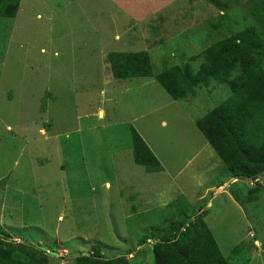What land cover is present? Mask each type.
Here are the masks:
<instances>
[{
	"label": "rangeland",
	"instance_id": "374dc122",
	"mask_svg": "<svg viewBox=\"0 0 264 264\" xmlns=\"http://www.w3.org/2000/svg\"><path fill=\"white\" fill-rule=\"evenodd\" d=\"M74 2L21 0L16 17L0 16V233L17 248L20 240L43 249L50 264H76L94 248L154 264L156 239L140 250L142 239L205 208L198 181L220 184L230 176L214 150L198 149L205 138L191 118L232 92L213 80L175 101L155 77H113L108 53L135 37L155 74L188 63L196 72L202 59L191 58L214 42L249 26L264 37V0H177L139 24L145 41L138 24L104 11L102 0L89 1L90 14ZM111 35L113 42L105 38ZM132 127L165 170L135 163ZM237 190L238 206L219 195L206 224L229 264H249L257 239L251 207L262 213L263 235L264 202L255 197L264 189L251 198L246 187Z\"/></svg>",
	"mask_w": 264,
	"mask_h": 264
},
{
	"label": "trees",
	"instance_id": "16d2710c",
	"mask_svg": "<svg viewBox=\"0 0 264 264\" xmlns=\"http://www.w3.org/2000/svg\"><path fill=\"white\" fill-rule=\"evenodd\" d=\"M20 3L0 0V16L16 17ZM260 5L262 17L264 4ZM197 58L202 63L196 72L188 63L155 74L147 50L108 53L113 77H155L175 101L194 97L199 87L210 86L213 80L227 84L232 96L195 118V123L232 177L257 179L264 173V37L249 26L214 42L191 60ZM132 134L135 163L148 172L162 171L160 159L134 127ZM206 214L173 221L157 235L143 238L139 247L156 239L151 249L154 264H229L205 222ZM11 238L0 233V264H50L43 249L22 241L17 248ZM92 251L79 254L76 264H130L127 259L107 258L100 248Z\"/></svg>",
	"mask_w": 264,
	"mask_h": 264
},
{
	"label": "crops",
	"instance_id": "0c3cea01",
	"mask_svg": "<svg viewBox=\"0 0 264 264\" xmlns=\"http://www.w3.org/2000/svg\"><path fill=\"white\" fill-rule=\"evenodd\" d=\"M89 1L90 0H85L82 2L80 0H75L74 3L78 2L81 5L84 12L86 14H90V10L92 6ZM102 1L103 2L100 6L104 11L109 12L112 16L117 15V16H121L122 18L125 17L127 18L126 20L131 24H138V27L140 29L139 32L141 36L139 37V39L142 38V40L145 41L146 37L144 36V29L142 30L143 27L141 28V25L139 24H143V26H146L145 23L150 22L153 18L158 16V14L161 12L163 8L169 7L171 4H173L177 0H102ZM61 4L62 3H59L58 6L60 7ZM103 29L105 30V32L107 31L106 28H103ZM105 38L107 41L109 40L113 42V35L106 36ZM133 39H135V37H133ZM133 39L126 41L125 43L121 45V48H116L113 51H140L134 45ZM116 40L117 42L120 43V41L122 40V37H120L119 35H116L114 37V41ZM139 41L140 40H138V42ZM127 43L129 44L126 45ZM100 112H103V111H100ZM191 119L195 123V118H191ZM203 140H204L203 143L200 145V147H198V149L202 148L203 150H206V151L213 150L208 144L207 140L206 139H203ZM146 143L149 145V147L152 149L155 155L160 159L164 167L165 161L163 160V158L160 157L157 150H155V148L148 141H146ZM192 144H193V147L197 146L196 142H192ZM163 170H165V167ZM177 175L179 176V173H177ZM197 186L202 187V193L199 196V199L205 201V208L204 207L200 208L196 216H198L201 213L210 212L208 211V209L213 207V202L216 198H218L219 195L220 196L225 195L230 200H235L233 204L238 206V202H237L238 199L235 196V194L231 191L233 187L238 189L237 190L238 194H241V187H246L248 191L247 197L251 198L252 195H255L256 193L260 192L262 188L264 189V182H263V176L262 177L260 176L257 179H248V178H235L230 175L225 181L222 180L220 184H217V183L206 184L203 181H198ZM260 198H263L262 201L264 202V196L259 197V198L255 197V202L257 203L261 201L259 200ZM161 201H163V199ZM164 203L166 202L163 201V204ZM168 203H172V202L169 201ZM251 209H252L251 216H252V219H254L253 226L251 227H253L255 233L252 232V230H250V234L257 239L255 240L256 249L254 251V254L253 255L251 254L249 264H261L263 263L261 259L264 256V234L260 235L258 233L260 231L257 227V224L261 222L262 213L254 205L251 207ZM207 216L208 215L205 216V222L208 224V220L206 218ZM151 241H149L148 244ZM152 245H150L151 249H152ZM141 247L142 246L138 247V249L141 250Z\"/></svg>",
	"mask_w": 264,
	"mask_h": 264
},
{
	"label": "clouds",
	"instance_id": "9594fccd",
	"mask_svg": "<svg viewBox=\"0 0 264 264\" xmlns=\"http://www.w3.org/2000/svg\"><path fill=\"white\" fill-rule=\"evenodd\" d=\"M153 240V239H152ZM151 241V240H150Z\"/></svg>",
	"mask_w": 264,
	"mask_h": 264
}]
</instances>
